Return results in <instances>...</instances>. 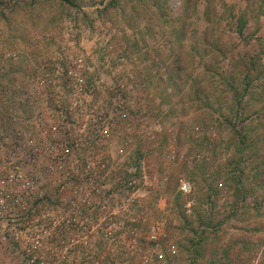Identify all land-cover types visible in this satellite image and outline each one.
<instances>
[{
    "label": "rangeland",
    "instance_id": "obj_1",
    "mask_svg": "<svg viewBox=\"0 0 264 264\" xmlns=\"http://www.w3.org/2000/svg\"><path fill=\"white\" fill-rule=\"evenodd\" d=\"M72 1L0 0V159L29 135L137 167L126 233H94L88 264H144L134 230L147 264H264V0ZM4 233L0 264H28Z\"/></svg>",
    "mask_w": 264,
    "mask_h": 264
},
{
    "label": "built area",
    "instance_id": "obj_2",
    "mask_svg": "<svg viewBox=\"0 0 264 264\" xmlns=\"http://www.w3.org/2000/svg\"><path fill=\"white\" fill-rule=\"evenodd\" d=\"M93 120L100 139L108 138L111 122L103 115ZM72 146L79 147L80 143L57 140L39 147L26 135L16 139L5 159H0L2 239L23 244L28 264H88L85 260L94 254L87 251L94 233H101L106 244L126 233L125 218L135 207L141 185L137 167L129 169L131 175L126 177L121 171L125 154L118 161L107 157L106 166L97 157L83 160L72 154ZM81 162L85 163L82 171ZM181 189L189 192V182L182 180ZM52 190L57 191V203L50 199ZM66 190L72 196L63 201ZM160 230L161 222H154L149 239L157 242ZM132 234L126 255L143 258L147 264L148 256L135 253L141 250L135 230ZM156 255L162 257L159 252Z\"/></svg>",
    "mask_w": 264,
    "mask_h": 264
},
{
    "label": "trees",
    "instance_id": "obj_3",
    "mask_svg": "<svg viewBox=\"0 0 264 264\" xmlns=\"http://www.w3.org/2000/svg\"><path fill=\"white\" fill-rule=\"evenodd\" d=\"M68 1H71V2H73L72 0H68ZM242 25L240 26V29H239V33H242Z\"/></svg>",
    "mask_w": 264,
    "mask_h": 264
}]
</instances>
